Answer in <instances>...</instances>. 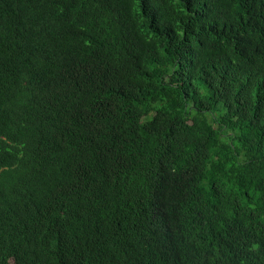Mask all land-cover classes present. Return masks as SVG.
Instances as JSON below:
<instances>
[{
  "label": "trees",
  "instance_id": "trees-1",
  "mask_svg": "<svg viewBox=\"0 0 264 264\" xmlns=\"http://www.w3.org/2000/svg\"><path fill=\"white\" fill-rule=\"evenodd\" d=\"M0 264H264V0H0Z\"/></svg>",
  "mask_w": 264,
  "mask_h": 264
}]
</instances>
